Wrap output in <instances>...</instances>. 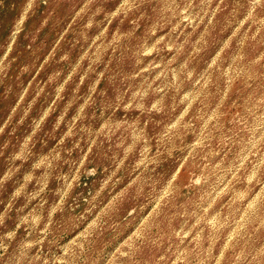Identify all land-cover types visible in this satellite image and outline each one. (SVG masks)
I'll list each match as a JSON object with an SVG mask.
<instances>
[{
  "label": "rangeland",
  "instance_id": "374dc122",
  "mask_svg": "<svg viewBox=\"0 0 264 264\" xmlns=\"http://www.w3.org/2000/svg\"><path fill=\"white\" fill-rule=\"evenodd\" d=\"M0 264H264V0H0Z\"/></svg>",
  "mask_w": 264,
  "mask_h": 264
}]
</instances>
